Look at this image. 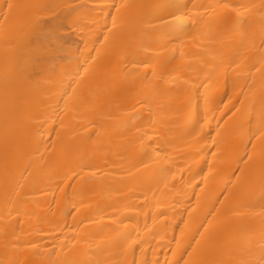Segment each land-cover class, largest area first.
I'll return each instance as SVG.
<instances>
[{
  "label": "bare ground",
  "instance_id": "obj_1",
  "mask_svg": "<svg viewBox=\"0 0 264 264\" xmlns=\"http://www.w3.org/2000/svg\"><path fill=\"white\" fill-rule=\"evenodd\" d=\"M0 264H264V0H0Z\"/></svg>",
  "mask_w": 264,
  "mask_h": 264
},
{
  "label": "snow or ice",
  "instance_id": "obj_2",
  "mask_svg": "<svg viewBox=\"0 0 264 264\" xmlns=\"http://www.w3.org/2000/svg\"><path fill=\"white\" fill-rule=\"evenodd\" d=\"M9 7H11V6H9Z\"/></svg>",
  "mask_w": 264,
  "mask_h": 264
}]
</instances>
